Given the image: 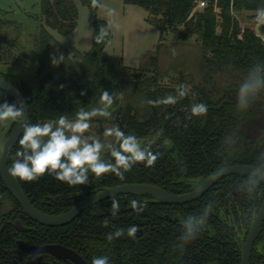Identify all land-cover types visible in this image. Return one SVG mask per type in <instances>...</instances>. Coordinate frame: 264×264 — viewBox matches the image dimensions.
<instances>
[{"label": "trees", "instance_id": "16d2710c", "mask_svg": "<svg viewBox=\"0 0 264 264\" xmlns=\"http://www.w3.org/2000/svg\"><path fill=\"white\" fill-rule=\"evenodd\" d=\"M199 1L123 0L125 5L144 9L146 21L159 33L155 50L133 70L105 53L111 32L107 22L98 18L99 7H92L91 0H40L33 75L0 68V76L24 96L28 123L55 122L61 115L75 120L82 108L99 106L104 90L115 94L112 115L92 118L84 135L119 147L114 137L103 135L106 128L118 126L142 141L155 138L151 150L160 156L152 167L137 163L123 180L111 173L100 178L89 173L88 184L69 186L47 175L31 183L16 178L33 207L58 215L80 201L81 190L92 193L123 184H150L181 195L190 191L188 183L216 170L261 162L264 89L250 97L246 108L238 107L237 97L249 71L257 64L264 65V42L253 29L240 27L238 14L250 11L257 15L264 0H205L208 6L197 9ZM78 3L88 8L92 18V46L85 53L65 49L50 33L67 36L75 31ZM3 15L1 24L12 23ZM102 26L108 27L110 34L96 43ZM15 28L20 30L19 25ZM168 34L170 40L165 38ZM16 42L17 38L9 39L0 29V62L5 47ZM53 54H62V63L53 66ZM181 86L186 94L175 104L148 103L169 95L178 97ZM5 101L14 103L0 90V103ZM200 103L207 105V113L193 116L192 106ZM161 130L162 135L156 137ZM19 149L18 141L8 168ZM102 158L112 160L108 152H102ZM247 179L248 175L228 176L198 200L181 205L155 204L146 195H118L57 228L32 221L12 199L17 208L15 218L34 231L20 233L6 226L0 236V264H24L26 255L17 246L19 239L30 244H61L76 251L87 264L102 256L109 264H240L241 242L264 201L262 183L249 194L244 186ZM6 194L10 197L0 178V208ZM113 199L120 203L115 215L111 212ZM132 200L139 201L143 210H133ZM209 204L211 211L204 228L195 239L182 241L181 220L201 215ZM130 226L138 227L134 237L127 235ZM117 229H123L124 235L109 241L108 234ZM260 262L264 264V223L250 257V264Z\"/></svg>", "mask_w": 264, "mask_h": 264}, {"label": "clouds", "instance_id": "9594fccd", "mask_svg": "<svg viewBox=\"0 0 264 264\" xmlns=\"http://www.w3.org/2000/svg\"><path fill=\"white\" fill-rule=\"evenodd\" d=\"M92 7L104 8L99 0H91ZM114 13L109 9L108 14ZM257 21L264 24V7L257 10ZM109 29L102 26L96 36V43H102L109 36ZM63 55H52L51 63L57 66L62 63ZM264 89V65H255L248 73L245 81L241 84L238 92V107L246 108L250 97ZM84 94V93H82ZM183 87L178 89V97L167 96L162 100L148 101L153 106L158 104H175L178 98L185 96ZM115 100V94L104 91L101 93L99 106L91 110L83 108L77 112L75 120H70L66 115H61L55 122L43 124L25 123L23 134L19 139L20 149L16 152V158L8 168L13 178L24 182H35L44 176H52L56 181L69 186L85 185L89 183V173L96 178L104 174H114L119 179H124V174L130 171L137 163H144L152 167L158 160L160 153H154L152 145L156 139L142 141L133 134H126L118 126L106 128L104 137H114L115 144L103 143L96 137L85 136L90 129V121L94 117H111L110 108ZM208 111L207 105L200 103L193 105L191 114L193 116L205 115ZM24 117V108L21 103H0V128H4L9 122L21 121ZM162 135V130L155 134ZM102 152L110 153L112 160L102 158ZM264 183V158L256 164L248 174L244 186L249 194L253 193L257 186ZM130 207L133 210L142 211L143 205L139 201L132 200ZM120 208L118 200L113 199L111 212L115 215ZM211 211V205H207L199 216L188 215L181 220L182 236L184 242L196 238L197 234L204 228L207 217ZM107 225V221H105ZM138 231L137 226H130L127 235L134 237ZM124 235L123 229H117L109 233L107 239L112 241ZM92 264H109L106 256L94 257Z\"/></svg>", "mask_w": 264, "mask_h": 264}, {"label": "rangeland", "instance_id": "374dc122", "mask_svg": "<svg viewBox=\"0 0 264 264\" xmlns=\"http://www.w3.org/2000/svg\"><path fill=\"white\" fill-rule=\"evenodd\" d=\"M99 2L105 7L98 8V18L107 22L111 32L105 53L121 61L125 67L133 70L139 68L144 56L155 50L159 39L158 30L146 21L147 12L138 6L125 5L123 0ZM39 3L40 0H0V16L7 12V15H3L4 19L12 22L0 23V29L9 39L17 38L14 46H6L4 49L5 56L0 62L2 70L14 69L33 75L36 68L33 50L39 26L36 20L40 12ZM77 6L79 18L75 31L67 36L59 35L55 31L50 33L65 49L85 53L92 46V18L87 7L79 3ZM109 9H114V13L109 15ZM254 14L250 11L238 14L240 27L253 29L264 42V32L260 29L262 23L257 21V15ZM17 25L20 27L19 31L15 28ZM165 38L170 40L171 35L168 34ZM101 139L105 140L103 136Z\"/></svg>", "mask_w": 264, "mask_h": 264}, {"label": "water", "instance_id": "95a60500", "mask_svg": "<svg viewBox=\"0 0 264 264\" xmlns=\"http://www.w3.org/2000/svg\"><path fill=\"white\" fill-rule=\"evenodd\" d=\"M260 29L264 32V24L260 25ZM0 90L10 96L14 102L21 103V106L24 108V117L21 121L9 122L6 127L0 128V178L6 189L20 205L23 213L31 220L44 226L60 227L69 224L88 208L106 199L123 194L146 195L153 198V203L155 204L181 205L191 203L201 198L223 178L231 175H248L254 167L253 165L238 164L216 170L212 174L201 178L198 182L188 183L190 191L181 195L170 193L160 187L150 184H123L106 187L89 197L83 196V200L80 203L76 204L64 213L58 215H47L31 205L17 179L13 178L8 172V160L11 151L23 134L24 124L28 123L29 111L27 102L22 93L1 76ZM262 185L264 187V183H262ZM4 205H6V201L4 202ZM263 222L264 201L251 225L245 241L242 243L240 264H250V256L253 245L261 232ZM14 226L20 231L26 230L18 221L14 223ZM18 246L26 253L32 254L40 251H50L57 255L63 254L68 256L74 259L78 264H86L76 253L61 246L36 248L28 246L22 241L18 242Z\"/></svg>", "mask_w": 264, "mask_h": 264}, {"label": "flooded vegetation", "instance_id": "af4514ba", "mask_svg": "<svg viewBox=\"0 0 264 264\" xmlns=\"http://www.w3.org/2000/svg\"><path fill=\"white\" fill-rule=\"evenodd\" d=\"M104 188H106V187H104ZM104 188H102V189H100V190H98V191H95V192H92L91 193V191H89L88 193H84L83 192V190H81L80 191V201L78 202V203H80L82 200H83V196H85V197H89V196H91V195H93V194H95V193H97V192H99V191H101V190H103ZM9 192V191H8ZM10 194V193H9ZM118 196V195H117ZM27 197V196H26ZM115 197V196H114ZM111 198H113V197H111ZM12 199L16 202V203H18L14 198H13V196L10 194V197H9V195H5L4 196V199L2 200V204H1V208H0V236L2 235V233L4 232V230H5V227L6 226H8V225H10V226H12L17 232H20V233H28V232H33L34 231V228H31V227H26V226H24L23 224H22V222H21V220L20 219H16L15 218V216H16V210H17V208H16V206L14 205V202L12 201ZM110 199V198H109ZM108 199H106V200H104V201H107ZM6 201V205H4V202ZM104 201H102V202H104ZM30 202V201H29ZM102 202H100V203H102ZM77 203V204H78ZM100 203H98V204H100ZM98 204H96V205H98ZM32 205V204H31ZM76 205V204H75ZM74 205V206H75ZM20 206V205H19ZM95 206V205H94ZM73 207V206H72ZM71 207V208H72ZM93 207V206H92ZM35 208V207H34ZM91 208V207H90ZM89 209V208H88ZM20 210H21V212L23 213V211H22V209H21V207H20ZM260 210V209H259ZM40 211V210H39ZM68 211V210H67ZM42 212V211H41ZM66 212V211H65ZM259 212V211H258ZM64 213V212H63ZM24 214V213H23ZM258 214V213H257ZM25 215V214H24ZM48 215V214H47ZM27 216V215H26ZM257 216V215H256ZM28 217V216H27ZM29 218V217H28ZM256 218V217H255ZM20 222L21 223V226L22 227H24L26 230L25 231H20V230H18V229H16L15 228V226H14V223L15 222ZM33 221V220H32ZM35 222V221H34ZM37 223V222H36ZM264 223V222H263ZM39 224V223H38ZM40 226H43V227H48V226H44V225H41V224H39ZM67 225V224H66ZM252 225V224H251ZM262 226H263V224H262ZM61 227V226H60ZM49 228H57V227H49ZM250 228H251V226H250ZM250 228H249V230H250ZM231 229V231H232V233H233V235L234 236H236L237 237V234H236V231L234 230V228L233 227H231L230 228ZM249 230H248V232H249ZM261 230H262V228H261ZM248 232H247V234H248ZM261 233V232H260ZM260 235V234H259ZM247 236V235H246ZM259 237V236H258ZM245 239H246V237H245ZM258 239V238H257ZM256 239V240H257ZM237 240H239L238 238H237ZM19 241H22V242H24L26 245H28V246H32V247H36V248H43V247H48V246H61V247H63V248H66V249H68V250H71L72 252H74V253H76L85 263H86V261L76 252V251H74L73 249H70V248H68V247H66V246H63V245H61V244H58V243H40V244H30V243H27V242H25V241H23V240H17V246H18V242ZM245 241V240H244ZM244 241H242L241 242V249H242V243L244 242ZM256 242V241H255ZM255 242H254V244H255ZM18 248L22 251V249L18 246ZM253 248H254V245H253ZM252 251H253V249H252ZM23 252V254H25L26 255V260H25V262H24V264H78L74 259H72V258H70V257H68V256H65V255H63V254H60V255H57V254H55V253H53V252H50V251H40V252H35V253H32V254H30V253H26V252H24V251H22ZM252 254V253H251ZM251 257V256H250ZM87 264V263H86ZM260 264H262L261 262H260Z\"/></svg>", "mask_w": 264, "mask_h": 264}, {"label": "built area", "instance_id": "2783aa9c", "mask_svg": "<svg viewBox=\"0 0 264 264\" xmlns=\"http://www.w3.org/2000/svg\"><path fill=\"white\" fill-rule=\"evenodd\" d=\"M206 6H208L207 1L201 0V1L198 2L197 8L202 9V8H205Z\"/></svg>", "mask_w": 264, "mask_h": 264}]
</instances>
